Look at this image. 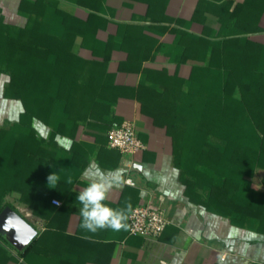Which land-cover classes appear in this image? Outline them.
I'll return each instance as SVG.
<instances>
[{
	"label": "trees",
	"instance_id": "1",
	"mask_svg": "<svg viewBox=\"0 0 264 264\" xmlns=\"http://www.w3.org/2000/svg\"><path fill=\"white\" fill-rule=\"evenodd\" d=\"M68 1L86 8L87 15L64 11L56 0H23L17 12L25 21L15 25L0 7V211L12 207L6 201L11 196L27 200L34 216L46 220L16 264H37V257H52L59 253L56 247L80 238L38 211L37 199L45 202L47 177L55 173V136L67 130L64 115L73 131L95 122L107 132L124 119L116 112L120 71L139 74L132 90L138 112L169 137L188 200L236 227L264 234V54L261 42L244 36L264 32V0H187L177 17L167 16L166 0H144L146 20L173 23L159 26L166 32L162 41L144 33L143 24L105 17L103 0ZM136 1L122 3L131 9ZM104 6L110 12L107 0ZM47 12L60 32L44 18ZM109 24L115 29L97 49L96 32ZM77 40L91 58L74 52ZM116 50L125 52L123 65L110 71ZM138 50V58H130ZM159 53L176 67L187 65L188 73L142 66ZM10 99L20 105L14 118L6 115L3 101ZM55 110L60 115L52 122ZM35 121L52 124L47 136ZM130 190L133 208L139 196L136 188ZM28 193L39 197L29 200ZM69 215L60 208L61 221ZM8 247L0 235V264L13 259Z\"/></svg>",
	"mask_w": 264,
	"mask_h": 264
},
{
	"label": "crops",
	"instance_id": "2",
	"mask_svg": "<svg viewBox=\"0 0 264 264\" xmlns=\"http://www.w3.org/2000/svg\"><path fill=\"white\" fill-rule=\"evenodd\" d=\"M23 0H0L1 13L6 21L20 25L25 18L18 14V6ZM60 9L71 14L87 15V9L81 8L68 0H56ZM187 0H166V14L177 17L184 10ZM234 1V0H233ZM110 12L106 10L103 0L101 14L113 22H136L145 25L144 33L162 41L166 32L159 26H172L168 21L151 22L145 19L147 4L144 0L136 1L131 9L125 8L122 0H107ZM111 10H113L111 12ZM44 18L52 23L55 32H60L55 16L50 12ZM264 21V13L261 17ZM200 25L194 27L199 29ZM115 26L109 24L106 29L96 32L94 43L97 49H103L113 32ZM250 39L261 42L264 54V32L244 34ZM75 43L73 50L78 55L91 58V51ZM130 57L137 59L139 50ZM125 52L116 50L107 68L116 70L123 65L119 59L124 58ZM143 67L150 69L166 68L170 73L175 70L179 75L188 73L189 67L185 64L176 67L174 62L159 53L153 58L145 60ZM139 74L118 72L116 80L119 82L120 99L116 104V112L124 119L132 120L135 124L138 137L145 143V149L133 154H123L117 149L107 145L106 131L101 130L95 122L81 124L75 131L72 129V120L66 119V129L55 136V151L57 157L52 163L54 172L59 176L55 185L47 183L45 202L37 199V210L45 212L56 224L67 228L69 235H80V238L69 241L66 246L56 247V255L37 257V264H264V234L244 230L232 225L225 217L206 211L194 204L184 194V186L179 181L178 170L173 165L171 143L163 128L156 127L151 120L138 112L137 100L133 87L137 84ZM6 102V115L14 118L19 110L16 100H3ZM58 113V115H57ZM60 113L53 112L52 122ZM61 117V116H60ZM122 120V121H123ZM35 126L41 135L47 136L52 128L35 121ZM72 128V129H71ZM73 132V135H71ZM97 168L104 172L120 170L125 183L110 194L108 203L113 208L123 207L125 202L132 201L131 188L138 190V203L152 200L159 205L168 220L163 232L156 238L142 236H128L126 231L114 232L102 230L95 235L85 233L81 227L79 203L76 197L79 191L90 181L91 173ZM42 169H46L45 167ZM71 178V183L68 179ZM46 186V187H47ZM53 187V189H51ZM51 195V196H50ZM70 199L66 200L65 197ZM27 199L36 200L38 195L28 193ZM124 198V202L122 199ZM52 199L61 202L60 205L52 203ZM6 201L12 204L13 210L25 217L35 229L34 240L45 226V219L37 218L27 200L19 201L6 196ZM137 203V204H138ZM60 208L70 211L68 221L59 218ZM0 235L10 244L7 249L13 259L6 264L23 262L19 252L29 244L21 239L13 229L0 221ZM91 238H85V236ZM79 239V240H78ZM111 242V245L109 243ZM68 245V246H67ZM46 247V245H45ZM49 247V246H48Z\"/></svg>",
	"mask_w": 264,
	"mask_h": 264
},
{
	"label": "clouds",
	"instance_id": "3",
	"mask_svg": "<svg viewBox=\"0 0 264 264\" xmlns=\"http://www.w3.org/2000/svg\"><path fill=\"white\" fill-rule=\"evenodd\" d=\"M49 185H55L59 176L53 173L47 177ZM71 183V178L68 179ZM125 183L120 170L104 172L97 168L91 173L90 181L83 187L76 200L79 203V215L81 218V229L91 235H95L102 230H112L114 232L128 230L129 214L133 208L130 202H125L123 207L113 208L108 201L109 194L114 189H119ZM85 238H91L86 235Z\"/></svg>",
	"mask_w": 264,
	"mask_h": 264
},
{
	"label": "built area",
	"instance_id": "4",
	"mask_svg": "<svg viewBox=\"0 0 264 264\" xmlns=\"http://www.w3.org/2000/svg\"><path fill=\"white\" fill-rule=\"evenodd\" d=\"M107 145L123 154H133L145 149V143L138 137L135 124L125 119L106 132ZM52 203L60 205L57 199ZM128 234L131 236L158 237L168 224L163 209L152 200L143 201L133 207L127 221Z\"/></svg>",
	"mask_w": 264,
	"mask_h": 264
},
{
	"label": "water",
	"instance_id": "5",
	"mask_svg": "<svg viewBox=\"0 0 264 264\" xmlns=\"http://www.w3.org/2000/svg\"><path fill=\"white\" fill-rule=\"evenodd\" d=\"M0 221L6 222L16 235L26 242L32 240L37 234V229L25 217L9 206H5L0 211Z\"/></svg>",
	"mask_w": 264,
	"mask_h": 264
}]
</instances>
